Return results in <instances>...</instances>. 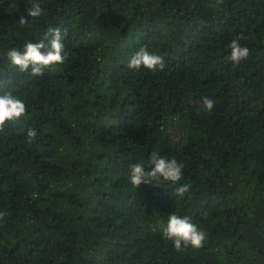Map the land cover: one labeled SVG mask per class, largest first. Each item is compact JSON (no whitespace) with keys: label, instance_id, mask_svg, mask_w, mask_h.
Returning a JSON list of instances; mask_svg holds the SVG:
<instances>
[{"label":"trees","instance_id":"1","mask_svg":"<svg viewBox=\"0 0 264 264\" xmlns=\"http://www.w3.org/2000/svg\"><path fill=\"white\" fill-rule=\"evenodd\" d=\"M55 27L63 64H11ZM238 36L249 56L234 64ZM142 46L166 67L128 68ZM6 91L27 112L0 131V264H264V0H0ZM153 151L183 176L135 188L129 165L150 170ZM173 213L202 248L162 238Z\"/></svg>","mask_w":264,"mask_h":264},{"label":"clouds","instance_id":"2","mask_svg":"<svg viewBox=\"0 0 264 264\" xmlns=\"http://www.w3.org/2000/svg\"><path fill=\"white\" fill-rule=\"evenodd\" d=\"M28 16L32 18L40 17L42 9L39 4H32L27 9ZM20 25L27 24V20L21 16ZM51 39L40 40L38 42L29 41L23 45L22 50L15 47L7 51V58L12 65L16 66L20 72L31 71V75H42V70L53 65L63 64L66 59L64 37L67 30L61 31L60 27L50 29ZM242 36L233 39L229 45L231 51L227 57L234 64H239L249 56V49L241 46L239 40ZM128 68L138 70L141 67L149 70H163L166 67L163 56L149 52L147 47H140L128 61ZM203 106L206 111H211L215 102L209 97H203ZM27 112V105L23 100L15 96L11 91H6L0 95V131L4 129L6 122L17 121ZM38 130L34 127L26 129V138L29 143L38 136ZM148 166L146 170L142 163H131L129 165V182L137 188L142 183L171 181L176 183L183 176V165L175 158H167L158 151L149 154ZM188 190L187 185H179L175 192L182 196ZM162 238L172 242L176 250L186 247L202 248L207 240V233L197 224L192 222L189 216H179L170 214L165 224L161 225Z\"/></svg>","mask_w":264,"mask_h":264}]
</instances>
